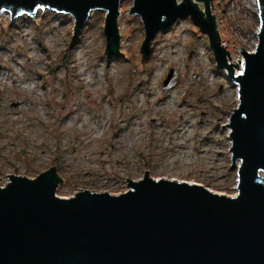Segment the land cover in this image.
Here are the masks:
<instances>
[{
    "label": "rangeland",
    "instance_id": "obj_1",
    "mask_svg": "<svg viewBox=\"0 0 264 264\" xmlns=\"http://www.w3.org/2000/svg\"><path fill=\"white\" fill-rule=\"evenodd\" d=\"M132 3L121 1L122 54L111 59L103 11L75 36L69 14L40 9L0 18V186L9 175L34 178L54 166L62 197L84 189L117 194L146 171L237 193L224 127L239 104L237 83L189 16L159 31L143 58L144 29L129 13ZM211 12L238 75L242 51L258 42L257 10L252 0H211ZM171 68L178 77L164 90Z\"/></svg>",
    "mask_w": 264,
    "mask_h": 264
},
{
    "label": "water",
    "instance_id": "obj_2",
    "mask_svg": "<svg viewBox=\"0 0 264 264\" xmlns=\"http://www.w3.org/2000/svg\"><path fill=\"white\" fill-rule=\"evenodd\" d=\"M121 1L0 0V14L11 20L40 9L69 14L75 36L92 12L103 11L104 53L111 59L122 54ZM256 3L258 42L254 51H242L238 75L228 62L211 0H133L129 9L142 21L143 58L159 31L189 16L207 35L217 66L237 83L239 104L224 126L231 130L237 193L145 173L117 194L84 189L62 197L56 195L62 178L54 166L34 178L12 174L0 186V264H264V0ZM177 77L171 68L163 89Z\"/></svg>",
    "mask_w": 264,
    "mask_h": 264
},
{
    "label": "bare ground",
    "instance_id": "obj_3",
    "mask_svg": "<svg viewBox=\"0 0 264 264\" xmlns=\"http://www.w3.org/2000/svg\"><path fill=\"white\" fill-rule=\"evenodd\" d=\"M253 1V5H254V8L257 10V3H256V0H252ZM42 10V9H41ZM121 11V10H120ZM3 13H5V12H2L1 14H0V18H3V17H5L8 13H6V14H3ZM37 13V12H36ZM36 13H35V15H36ZM9 15V14H8ZM25 15V14H24ZM16 19V18H15ZM119 30H120V28H119ZM223 46H228V44H226L225 42H224V45ZM240 62H241V60L240 59H238V60H231V63L233 64V65H235V64H240ZM236 73V72H235ZM199 184V183H198Z\"/></svg>",
    "mask_w": 264,
    "mask_h": 264
},
{
    "label": "flooded vegetation",
    "instance_id": "obj_4",
    "mask_svg": "<svg viewBox=\"0 0 264 264\" xmlns=\"http://www.w3.org/2000/svg\"><path fill=\"white\" fill-rule=\"evenodd\" d=\"M145 173H148V174H149V172H148V171H146ZM145 173H144V174H145ZM144 174H143V175H144ZM14 175H15V174H14ZM141 177H142V176H141ZM160 178H161V177H160ZM162 178H163V177H162ZM128 180H129V179H128ZM128 180H127V181H128ZM127 187H128V185H127Z\"/></svg>",
    "mask_w": 264,
    "mask_h": 264
}]
</instances>
